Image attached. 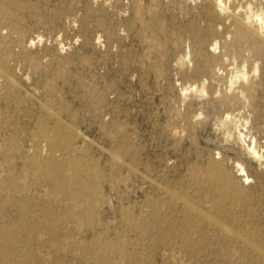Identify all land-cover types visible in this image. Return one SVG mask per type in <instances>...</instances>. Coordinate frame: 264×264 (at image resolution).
Segmentation results:
<instances>
[{
    "label": "rangeland",
    "instance_id": "obj_1",
    "mask_svg": "<svg viewBox=\"0 0 264 264\" xmlns=\"http://www.w3.org/2000/svg\"><path fill=\"white\" fill-rule=\"evenodd\" d=\"M0 260L264 264V0H0Z\"/></svg>",
    "mask_w": 264,
    "mask_h": 264
},
{
    "label": "bare ground",
    "instance_id": "obj_2",
    "mask_svg": "<svg viewBox=\"0 0 264 264\" xmlns=\"http://www.w3.org/2000/svg\"><path fill=\"white\" fill-rule=\"evenodd\" d=\"M217 46V45H216ZM233 83V82H232ZM231 100V99H230ZM250 150L252 151V153L254 154V155H256L257 157H259V158H261L260 157V154H258L257 153V151L254 149V147L252 146L251 148H250ZM259 152V151H258ZM262 155V154H261ZM214 163V162H213ZM216 164V163H215ZM221 167V166H220ZM220 169V168H219ZM221 170V169H220ZM243 170V169H242ZM221 175V174H220ZM222 177V176H221ZM84 195V194H83ZM185 203V202H184ZM187 205V204H186ZM194 207V206H193ZM195 210V209H194ZM198 211H200V210H198ZM198 215H199V212H198ZM203 216V215H202ZM204 216H206V215H204ZM200 217V216H199ZM163 218V217H162ZM199 219V218H198ZM162 221V220H161ZM213 221V220H212ZM215 223V222H214ZM216 225V224H215ZM218 225H220V224H218ZM179 228H180V226H179ZM186 230V229H185ZM185 230H183V231H185ZM225 230V229H224ZM182 231V230H181ZM192 231V230H191ZM186 233H187V231H186ZM189 234V233H188ZM182 235H183V232H182ZM184 235H185V233H184ZM183 235V236H184ZM182 236V237H183ZM186 236V235H185ZM169 237V236H168ZM187 237V236H186ZM189 238V237H188ZM220 238V237H219ZM182 239H184V238H182ZM188 241V240H187ZM189 241H191V240H189ZM180 243H183V242H180ZM184 243H186V244H189L188 242H184ZM185 244V245H186ZM178 245H180V244H178ZM201 245V244H200ZM181 247H183V246H181ZM189 248H191L190 246H189ZM196 248V247H195ZM182 249V248H181ZM185 249V248H184ZM187 249V248H186ZM186 249H185V251H186ZM10 250V249H9ZM193 250V249H192ZM197 250V249H196ZM199 250V249H198ZM256 250V249H255ZM8 251V250H7ZM184 251V250H183ZM188 251V250H187ZM191 251V250H190ZM123 252V251H122ZM195 252V251H194ZM9 253H12V252H9ZM123 253H126V252H123ZM129 253V252H128ZM128 253H127V255H128ZM5 254V253H4ZM136 254V253H135ZM190 255V254H189ZM5 256H6V254H5ZM6 259H8V257L6 258ZM9 260V259H8ZM135 260V259H134ZM1 261V260H0ZM3 261H6V260H4L3 259ZM18 261V260H17ZM139 261V260H138ZM2 263V262H1ZM14 263H16V261L14 262ZM19 263V262H18ZM20 263H21V261H20ZM17 264V263H16ZM23 264V263H22ZM135 264V263H134ZM136 264H137V262H136Z\"/></svg>",
    "mask_w": 264,
    "mask_h": 264
}]
</instances>
